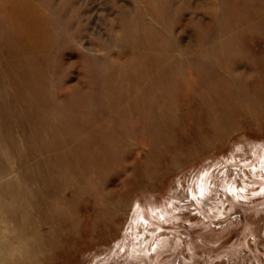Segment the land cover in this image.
<instances>
[{"label": "rangeland", "instance_id": "1", "mask_svg": "<svg viewBox=\"0 0 264 264\" xmlns=\"http://www.w3.org/2000/svg\"><path fill=\"white\" fill-rule=\"evenodd\" d=\"M0 264H264V0H0Z\"/></svg>", "mask_w": 264, "mask_h": 264}, {"label": "bare ground", "instance_id": "2", "mask_svg": "<svg viewBox=\"0 0 264 264\" xmlns=\"http://www.w3.org/2000/svg\"><path fill=\"white\" fill-rule=\"evenodd\" d=\"M155 77V85L159 84L161 82V76L158 73H155L153 75V78ZM152 79V78H151ZM135 83V82H134ZM135 85H137L139 88L135 89L132 88V90H128L125 91L121 94L120 96V101H123L125 103H117L119 105L114 106L111 104H108L107 102H104L103 96L105 95L106 92L104 91L103 88H94L92 91V95H91V99H95V100H100V105H96L95 107L90 106L89 102H87L86 100H83L80 96H75L74 94H72V98L75 102V106H72L70 109V111L73 112H90L91 115H89L87 112V116H91L92 119H103V117H105L106 115L110 116L111 118V126L114 129V132L110 133V135H113L114 137H120L123 134H130L131 135V125L134 124L132 119H140V116H144V114L146 113L145 110H142L141 107L139 106V103L142 101L141 97H142V87L145 86V79L143 81H139L137 83H135ZM141 90L140 92H138V90ZM136 93V98H133L132 100H130L129 102H127L126 104V98L133 94ZM62 106V104H59ZM68 108V107H67ZM72 109V110H71ZM151 112L154 113V111L151 109ZM110 113H113V115H109ZM150 113V112H149ZM57 117L59 118V115H57ZM87 123H80L81 127V132L80 134H69L66 133L64 131V129H62L61 127H59L57 129L56 134L59 136L64 135L65 138H67L68 140H75L78 142V144H84L85 142L88 143L89 145H92V141L85 135L93 132L92 134H90L93 138L94 136L97 134H100L102 131L99 130L98 128L94 127H90L92 126V123L88 121V118L86 119ZM141 120H137L136 123L140 122ZM122 122V123H121ZM132 123L130 125H128L127 123ZM101 125L105 126V123H103L102 121H100ZM140 124V123H139ZM144 124V123H142ZM85 138V139H83ZM80 158L81 160H78V162L76 163L77 165H79L81 168L85 169L84 164L86 163L82 157V154H80ZM75 164V165H76ZM112 193L115 194L114 191H112ZM108 195L111 194V192L107 193ZM108 195L106 196L107 198Z\"/></svg>", "mask_w": 264, "mask_h": 264}]
</instances>
